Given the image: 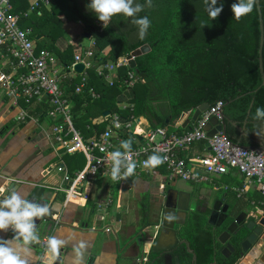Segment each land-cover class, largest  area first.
<instances>
[{"label":"trees","instance_id":"1","mask_svg":"<svg viewBox=\"0 0 264 264\" xmlns=\"http://www.w3.org/2000/svg\"><path fill=\"white\" fill-rule=\"evenodd\" d=\"M11 1L15 13H26L30 8L28 0H24L26 3L24 6H22L24 2L19 0ZM62 2L68 7V18L81 22L83 34H90L94 41L86 50L91 51L94 57L93 67L86 74L88 86L85 88V93L76 92L83 76H70V68L75 62L79 45L68 44L66 49L61 50L57 47V37L52 35V33L56 34L57 28L60 27L57 14L46 16L44 10L48 8L42 7L28 17H22L21 26L33 28L37 36L39 35L37 31H49L47 36L51 42L46 44L38 42L37 50H49L54 54L58 64L68 71L62 79V87L68 100L74 104V126L85 140L98 137L107 129L108 120L93 123L96 117L103 116L105 112L118 113L126 120H130L132 116H142L149 121L152 128L169 127L172 128L170 130H174V126L184 112L194 110L204 103L213 106L217 102L224 104V112L228 118L227 133L232 140L239 138V131L229 121L243 126L252 102L254 105L248 118L247 130L256 129L259 122L254 121L252 117L257 107H264V87L259 67L261 32L256 5L252 13L237 21L231 12V5L236 0H218L216 6L223 4V11L215 20H210L202 0H152L151 7L147 6L146 0H135L136 3L145 5L138 17L147 16L151 21L145 38L140 39L138 27L131 22L133 18L116 16L105 28L94 13L88 10L87 5L90 0H55L51 10ZM261 8L264 18V0H261ZM54 19L56 25L53 24ZM204 24L207 26L202 28ZM144 45H149L151 51L136 59L135 73L139 83L135 85L131 93L132 97L128 100L135 105L132 113L119 108V104L124 100L122 98L124 90L121 89V85L110 87L98 76L97 68L101 63L115 62L122 56H128ZM88 88L95 90L99 97L92 98L88 94ZM44 99L47 101L46 98ZM32 108L33 114H36L40 120L46 118L48 106L45 101L34 104ZM27 123L29 122L22 124ZM50 123L55 122L50 121ZM191 129L180 128L176 132H188ZM134 137L133 133L124 135V140L132 141L131 150L137 147ZM120 143L117 142V149L123 151L120 149ZM205 144L206 142H202V148ZM62 156L72 163L81 158V164L75 162V165L70 167L68 172L72 176L86 165L83 153ZM154 169L167 173L163 165ZM220 183L228 186L226 194L229 198L238 200L236 211L224 225L226 228L245 204V199L238 198L231 189L242 185L243 179L230 174L223 176ZM258 196L259 198L255 197L257 203L264 199L260 194ZM147 198L145 197L141 203L144 228L150 222L151 210ZM201 229L213 232L212 227L206 225L204 216L199 222H191L183 234L190 242L191 249L196 253L203 252L207 257L204 262L212 263L216 260L218 264H234L238 254L226 259L221 254L224 246L220 243L216 244L218 247L216 254L213 235L208 241L198 239V232ZM243 237L245 233H242L239 239ZM237 241L234 239L233 244L237 245ZM198 243L201 244L200 249ZM181 253L184 256L182 258L186 259L185 261L180 259L181 262L192 259V255L187 253L185 246H182L179 252L170 256L169 262L175 264V255ZM154 257L155 255L150 253V263Z\"/></svg>","mask_w":264,"mask_h":264},{"label":"built area","instance_id":"2","mask_svg":"<svg viewBox=\"0 0 264 264\" xmlns=\"http://www.w3.org/2000/svg\"><path fill=\"white\" fill-rule=\"evenodd\" d=\"M55 0H36L32 9L27 13H15L11 0H0V84L5 89V95L14 107L19 109L17 121L20 123L40 119L33 115L34 104L47 103L45 117L51 124L48 132L53 153L74 155L83 153L86 158L85 167L73 176L64 168L63 184L56 189L65 196L66 202L88 201L89 193L83 187L92 186L99 178L110 180L114 184L122 183L124 179H111L112 162L109 153L117 150V142L124 141V135L133 133L137 147L131 150V160L137 165L133 175H151L159 172L153 168H144L143 161L150 155L157 154L166 157L162 164L167 171L169 182H205L212 177H220L230 172H237L243 179V184L234 190L239 196L245 195L250 187H254L264 198V154L235 147L222 131H218L212 138L208 137L207 125L213 118L217 125H222L223 102H217L203 113L193 128L183 134H178L168 127L152 128L143 123L141 117L132 116L130 120L123 119L118 113H110L107 129L98 137L85 140L74 126L73 102L69 101L62 87V79L68 73L65 67L58 64L54 54L49 50H37V41L33 28L21 26L22 17H28L31 12L39 8H51ZM93 53L84 51L75 57L70 68L72 75H77L73 67L82 62L86 65L78 94L85 93L88 86L87 71L93 67ZM129 55L122 56L117 61L101 63L97 68L98 76L110 87L121 85L123 95L127 101L120 103V109L134 112L135 105L128 100L139 78L135 70L130 69ZM92 98L99 95L92 88H88ZM46 98L47 101L44 99ZM119 122V127L116 122ZM147 125V126H146ZM213 126L212 129H215ZM181 126L176 124L175 128ZM176 130V129H175ZM138 131V133H136ZM140 136L142 137L140 139ZM206 142L211 151L202 157L186 159L181 154L190 149L195 143ZM64 185V184H67ZM110 203L99 205V210L107 209ZM112 229L107 228L110 232ZM39 240L34 241L45 250H56L58 246H49V238L38 233ZM140 264H150V252L144 253Z\"/></svg>","mask_w":264,"mask_h":264},{"label":"crops","instance_id":"3","mask_svg":"<svg viewBox=\"0 0 264 264\" xmlns=\"http://www.w3.org/2000/svg\"><path fill=\"white\" fill-rule=\"evenodd\" d=\"M19 1L24 2L22 6L26 5L24 0ZM34 2L30 5H33ZM32 5L27 12H30ZM36 41L37 44L38 42L42 44L51 42L46 36H42L40 40ZM68 44L70 43L63 40L57 43V47L64 50ZM92 44L93 41L88 47L79 45L80 49L77 54L86 51ZM122 98H124L123 102L127 101L124 95ZM18 113L19 109L13 106L0 84V199L5 198L4 193L8 190L10 181L21 186L26 185L19 191L23 197L31 189L34 190L38 186L44 187L46 189L45 196L51 200L53 212L51 220L44 221L37 233H41L47 238L55 237L59 241L56 250H45L35 242L25 245L23 249L19 250V254L26 260V264H54L58 256L62 258L60 264H120L121 252L125 248L123 254L128 257V264H140L144 253L148 251L151 253L152 245L159 231V229L151 230L147 234V238L142 239L141 232L144 227L141 203L145 197H148L151 210L149 221L152 223L158 221L160 196L163 186L169 183L167 173L159 171L151 175H132L124 178L122 183L116 184L110 180L99 178L92 186L83 187V190L90 195L88 201L66 202L65 196L56 191L63 184L64 178V174L59 171V168L64 167L69 171L75 162H78V165L81 164V159L72 163L62 155L58 157L51 152L53 150H51L48 132L51 123L48 119L40 120V124L30 121L23 125L17 121ZM105 113L103 116L96 117L93 123L106 120ZM33 115L38 118L36 114ZM140 117L143 123L150 124L146 118ZM191 117L192 115H185L183 119L180 118L181 120L179 119L176 124L181 123V126L178 128L174 126V131H178L180 128L184 129L182 125L185 119ZM193 126L194 124H190L191 128ZM239 136H241L240 133ZM243 138L249 140V134L247 133ZM209 152L206 144L202 148V142H198L183 152L181 156L186 159H194L207 155ZM55 167L58 168L57 176H54L53 173ZM230 174L242 179L237 172L233 171L227 175ZM222 178L223 176L212 177L209 181L198 183L180 180L170 183H177L181 190L191 192L195 197L200 198L205 208L212 205L216 199H220L224 205H237L238 200L229 198L226 194L228 186L220 183ZM64 185L68 186V183ZM235 187L231 188L232 191L238 195V198L245 199L242 209H249L251 215L256 211L264 214V199L257 203L255 197L259 198L260 193L254 187H250L243 196H239L234 190ZM106 202H109L110 206L107 209L99 210V205ZM192 222H195L194 219ZM107 228L112 230L108 232ZM117 233L121 237L120 240L116 237ZM181 235L183 239H186L183 232ZM13 236L14 232L11 229L0 232V239L11 240ZM132 237H137V239H132ZM198 239L201 241V237ZM141 240V245H138L137 242ZM200 247L201 244L198 243V248L200 249ZM179 256L181 260H186L182 258L184 257L182 253ZM197 258L200 262H204L207 257L203 252H199Z\"/></svg>","mask_w":264,"mask_h":264},{"label":"water","instance_id":"4","mask_svg":"<svg viewBox=\"0 0 264 264\" xmlns=\"http://www.w3.org/2000/svg\"><path fill=\"white\" fill-rule=\"evenodd\" d=\"M256 6L261 32L259 45V67L262 77V86L264 87V18L261 8V0H257ZM86 37L91 38V35L86 34ZM41 38L42 36L39 35L36 37V40H40ZM150 51L151 47L149 45H144L131 53L128 57L130 60L129 68L137 70L136 59L149 53ZM73 70L77 75L81 76L86 71V65L82 62L76 63ZM253 105L254 102L251 104L247 119L245 120L243 126L229 121L241 134L237 140H232L227 133L228 118L224 112V107L221 111L224 118L223 124L217 125V119L213 118L206 127L208 137L212 138L218 131H222L233 146L264 154L263 141L255 139L246 141L243 138L247 135V125L249 123L248 118ZM209 109L210 105L208 103H204L194 110L192 109L188 112H184L181 115L182 119L185 115H192V117L185 119L182 128H191L190 124H195L200 116ZM109 115L110 112L105 113L106 117ZM216 125L217 127L212 129V127ZM254 130L256 131V129ZM206 146L209 151H211L208 143H206ZM24 186L26 185L21 186L16 182L10 181L8 184V190L5 191L4 195L6 196V194L13 189L20 191ZM45 193L46 189L38 186L34 190L31 189L24 197L25 199L34 201L35 203L45 205L49 209L48 214L43 217L36 218V232L39 231V228L42 226L44 221L51 220L53 212L51 200L49 197L45 196ZM160 201L159 220L153 223L149 222V225L141 232L142 239H146L147 234L151 230L159 229L151 249V254L153 253L155 257L151 260L150 264H171L169 262L170 256L179 252L182 246H185L187 253L192 255V259L186 262H181L180 256L175 255V264H218L216 260L212 263L200 262L197 258V253L191 249L189 241L187 239H183L181 235L182 228L186 226L188 219L191 218L193 214L200 213V207L203 206L200 198L195 197L191 192L181 190L177 186H172L169 182L163 186ZM236 209V204H233L232 206L228 204L224 205L220 199H216L213 201L212 205L206 207L204 212L201 214L205 217L206 224L208 226H211L214 230L217 229L216 232L222 230L215 239V244L220 243L224 246L221 254L226 259H230L233 255L238 254V258L234 264H264V214L256 211L251 215L249 209H242L236 213L234 220L226 228H224V225ZM242 233H245V237L239 239ZM116 237L118 240L121 238L118 233L116 234ZM134 238L135 237H132V239ZM135 239H137V237ZM234 239L238 240L237 245L233 244ZM141 243L142 240L137 242L138 245H141ZM125 250L126 248L121 252L122 258L120 260V264H128V257L123 254ZM61 259V256H58L54 264H60Z\"/></svg>","mask_w":264,"mask_h":264},{"label":"clouds","instance_id":"5","mask_svg":"<svg viewBox=\"0 0 264 264\" xmlns=\"http://www.w3.org/2000/svg\"><path fill=\"white\" fill-rule=\"evenodd\" d=\"M218 0H202L205 11L210 20H215L223 11V4L217 7ZM257 0H236L231 5V12L234 19L239 21L242 17L253 12ZM148 7H151L152 0H146ZM145 5L136 3L135 0H90L87 5L96 18L108 27L112 19L123 15L125 18H133L131 22L138 27L139 38L144 39L147 30L151 26V21L147 16L138 17V14L144 10ZM207 26L202 25V28ZM254 121L259 122L256 125L254 133L259 137L264 135V107H257L252 117ZM119 127V122H116ZM132 141L124 140L120 143V149L109 153L112 162L111 179H124L134 174L136 163L131 160ZM166 157L157 154L150 155L143 161L144 168H156L162 165ZM47 206L35 203L25 199L18 190L9 191L5 198L0 199V232L11 229L14 236L11 240L0 239V264H26V260L21 257L19 250L25 245H29L39 240L36 232V218L48 214ZM59 241L55 237L49 238V246H58ZM15 245V246H13Z\"/></svg>","mask_w":264,"mask_h":264},{"label":"rangeland","instance_id":"6","mask_svg":"<svg viewBox=\"0 0 264 264\" xmlns=\"http://www.w3.org/2000/svg\"><path fill=\"white\" fill-rule=\"evenodd\" d=\"M34 1L35 0H29L28 2L33 3ZM50 10L51 8L50 9L48 8V10H44L45 15L49 16L50 14H57L58 19L60 20L59 23L60 27L57 28V31L55 32L56 34L52 33L53 36L57 37L58 42L65 40L70 44L74 43L75 45H82L84 47H88L90 45L91 41H93L92 37L87 39L86 35L83 34V24L81 22L68 18L67 16L68 7L65 4V2L60 3L57 7L54 8L52 7V10L51 11ZM53 22H54L53 24L56 25V19H54ZM29 24L32 23L29 22ZM50 26L54 27V25H50ZM37 32L39 33V35L46 36V38H48L47 34L49 31H45V32L37 31ZM109 49L110 48H108L107 51H109ZM2 90H4L5 92V89L2 88ZM57 169L58 168L55 167L53 172L54 176H57L59 174ZM172 185L179 187L177 183H172Z\"/></svg>","mask_w":264,"mask_h":264},{"label":"flooded vegetation","instance_id":"7","mask_svg":"<svg viewBox=\"0 0 264 264\" xmlns=\"http://www.w3.org/2000/svg\"><path fill=\"white\" fill-rule=\"evenodd\" d=\"M258 124V123H257ZM247 133L249 134V140H259V141H263L264 142V135H261V136H257L255 133H253V131H249L247 130ZM238 137H239V133H238ZM246 141H249L248 139H245ZM204 205L200 207V213H196V214H193L191 218L188 219V223L186 224V226H184L182 228V232L183 234L185 233V231L188 229L190 223L192 222V220L194 219L195 222H199V220L202 218V212H204ZM208 226V225H207ZM208 227H211V226H208ZM212 233L207 231L206 229H201L199 232H198V237H201V241H208L209 238L213 235V238H214V248L216 249V253L218 252L217 251V246L215 244V239L218 237V232L217 229L214 230V228H212ZM221 253H222V250H221Z\"/></svg>","mask_w":264,"mask_h":264}]
</instances>
